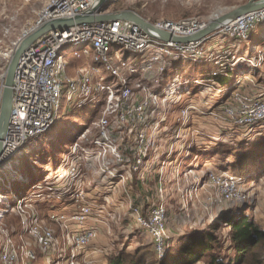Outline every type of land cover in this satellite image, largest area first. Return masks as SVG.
Returning a JSON list of instances; mask_svg holds the SVG:
<instances>
[{"label":"built area","instance_id":"1","mask_svg":"<svg viewBox=\"0 0 264 264\" xmlns=\"http://www.w3.org/2000/svg\"><path fill=\"white\" fill-rule=\"evenodd\" d=\"M102 1L107 4L112 0H48L37 14L36 21L23 30L13 46L17 47L23 39L45 23L91 12ZM104 12L100 9L98 14ZM146 21L156 30L179 37L195 34L211 22L199 18H187L177 22ZM263 23L264 8L222 24L201 40L178 44L163 42L129 21L116 20L51 31L28 47L18 60L13 78L12 112L0 157V172L4 171L7 163L21 160L24 153H19L23 152L28 142L44 136L51 130L59 116L61 104L75 110L99 105L103 112L102 118L93 126L95 136L90 137L86 131L75 138L53 176L46 177L47 180L53 179V182L49 180L42 185L38 180L29 184L27 179L11 176L14 178L11 184L8 180L10 178L0 173V186L6 189H0V220L13 209L18 214L17 230L4 234L0 248V264H23L37 260L36 251L30 249L21 237L20 244L15 243L14 233L16 236L17 233L27 236L38 253L47 254L56 243L50 226H57L61 231L62 245L67 249L62 251L67 252L65 255L62 253L66 257L65 263L53 264H78L80 256L98 238V231L92 220L103 210L94 208L93 203L88 201V192L80 186V183L85 181L84 175H88L84 172L87 164H95L100 174L118 181L121 185L128 180L127 172L137 175L141 183L145 182L153 163L150 162V156L158 147V135L162 128L167 127L166 117L172 110L168 107L169 102L177 97H187L195 89H216L217 93H226L235 84L232 67L241 69V74L246 70L249 72L248 77L242 76L240 82L236 81V84L240 85L242 79L253 78L254 73L264 64V42L258 52L259 57L250 59L247 56H234L229 69L225 61L228 55L225 54L222 58V55L216 53V45L205 46L210 38L215 36L220 40L228 38L237 42H248L252 30ZM71 46L74 47L73 57L89 62L87 66L75 71L74 76L67 75L68 66L63 55ZM251 49L256 50L255 47ZM116 53H119V58L115 56ZM136 58L140 60L139 63H133L132 60ZM169 59L194 65L206 64L215 70L211 71L208 77L189 76L182 72L181 66V69L179 67L173 70L172 76L168 78ZM221 70L223 72H220ZM145 74L152 75L153 78L149 80ZM219 77H227L231 83L227 86L216 85L215 78ZM237 99L238 111L224 108L219 120L234 124L233 119L238 118L234 126L246 125L250 128L264 124L263 90L253 97L255 102L257 101L254 105L244 104L241 98ZM166 105L167 108H164ZM210 109L211 107L205 112L191 103L179 109L172 129L175 137L167 151L163 152L164 156L176 150L182 152L180 149H183V146L179 145L181 135L192 136L186 150L194 147L201 131L193 126L192 117L208 115L216 118L217 115ZM112 123L116 125V129L110 128ZM113 131L134 134L131 157H127L121 149V143L112 134ZM79 160L86 163L83 168H79ZM189 167L194 169L193 166ZM163 170L162 167L157 169L159 178L156 190L161 195L165 189L161 177ZM44 171L49 175L51 169L48 167ZM206 179L207 183L217 190L219 187L221 190L224 188L223 195L218 192L222 199L225 196L227 199L238 196V188L245 186L247 182L243 177L229 171L212 173ZM192 182L195 186L201 183L197 180ZM17 185L27 186L30 191L25 192L27 187L24 191H14ZM33 197L42 200L40 204H56L62 208L68 204L69 212L49 210L45 222L30 203L29 199ZM134 211L138 215V223L149 233L158 240L164 237V209L160 204L151 208L146 217L139 215L137 209ZM60 253L58 251V254Z\"/></svg>","mask_w":264,"mask_h":264},{"label":"rangeland","instance_id":"2","mask_svg":"<svg viewBox=\"0 0 264 264\" xmlns=\"http://www.w3.org/2000/svg\"><path fill=\"white\" fill-rule=\"evenodd\" d=\"M47 1L48 0H0V90L6 76V69L16 49L13 44L19 37H21L23 30L30 27V25L36 21L37 14L45 6ZM249 1L250 0H112L113 3L109 6L108 10L112 13L132 11L150 22H177L187 18H199L202 20L212 21L210 20L211 18H216L230 13L238 7L245 5ZM263 34L264 23L256 26L252 30L248 42H237L228 38L220 40L214 36L210 38L211 41L209 40L205 46L213 47L216 45V53L222 55V58L225 57V54L228 55L225 61L227 62L226 65L229 66V69H231V60L234 56H247V58L250 59L259 57L258 52L261 50L262 42H264L262 40L264 39L262 38ZM253 47H255L256 50L251 49ZM66 50L63 52L68 66L66 72L68 76H74L75 71L87 66L89 62L82 58L73 57V46L68 47ZM115 56L119 58V53H116ZM132 61L133 63H139L140 60L136 58ZM168 65H170L167 74L168 78L172 76L173 70L179 67V69H181V66L182 72H186L189 76L199 75L201 71H206V77H208L211 71L215 70H212L213 67L206 64L194 65L190 62H182L180 60L173 62L171 59L168 60ZM232 70L235 84L232 86L231 90H228V92L221 94L217 93L216 89L202 88L197 90L194 95H191L188 102H190L192 106H197L200 110L205 112H207V109L211 107L210 110L214 111L217 115L216 118H211L208 115L201 116L208 118L207 121L203 122L202 120H198V122H195L194 125L200 123V127H202L210 125V123H219V118L222 116L221 112L227 108L233 109L237 112L238 110H236V108L237 104H239L237 98H241V101L244 104H256L257 101L255 102L253 97H249L247 94H244L247 93L244 90H240L242 92H239V89L244 83L245 85H251L264 91V64H262L259 70L254 73L253 78L242 79V83L240 85L236 84V81L239 80L240 82V78L242 76L248 77L249 72L246 70L244 74H241V69L237 70L236 67H232ZM220 72H223V70ZM145 77L149 80L152 78L147 74H145ZM215 84L218 85L216 82ZM233 94H235L234 97H232ZM235 96H237V98H235ZM188 97H181V99L180 97H177L174 101L168 103V107H170V110L172 109L177 111L181 105V101L187 99ZM229 97L232 99L233 103L231 104L233 105L230 104V106L224 107V104L227 102V98ZM221 100L224 101L221 102ZM219 103L220 105H218ZM215 105L218 106L214 107ZM66 108L67 107L65 105L63 107L61 104L59 116L51 130L44 136L28 142L26 145L28 147L26 148L25 146L23 148L24 156H20L21 163L19 166H23L22 171L21 169L17 171V168L15 170L20 177L27 179L29 184H33L35 181L40 180L42 175H46V177L53 176L52 173L49 175L46 174L44 170L48 167L51 169L54 162L57 169L59 165L58 161H62V158L66 156V152L75 138H78V136L86 131L90 137L95 136L96 131L93 126L102 118L103 108L99 105L79 110ZM164 108H167V105L164 106ZM171 111L166 117L165 125H167V127L162 128L160 130V135H158V147H156L157 149H154L150 156V162L153 161L154 163L155 161V166H157V168H164L161 176L162 182L165 185L163 195L155 193L154 189V194L150 197V199H152L149 201L152 206L154 205L153 207L160 204V206L164 209V237H162L161 240H158L155 236L149 233L146 228L138 223V215L135 213L134 208H132L131 205L133 203L132 200H130V190L132 188H130V184L128 182L121 185L118 181L111 180L110 178L100 174L97 171L95 164H87L84 172L88 175H84L85 181L81 182L80 186L84 188L86 192H89V190L92 189L95 192H98L95 189L96 187L97 190H100V192L108 191V193L103 195L101 199L99 196L92 197L88 195V201L94 203V208L99 206L103 209L101 214L96 216V219L92 220L98 231V241L92 245L94 249L93 254L95 256L92 260H90V264H106L110 258L119 255V253L130 254L133 255L132 257L137 259L141 257L143 260L145 257H148V260H154L156 263L166 261L170 254L175 252V249L178 246L177 245L174 248V245L177 242L178 244H182L183 241H179L182 240L180 239L181 236H187L196 232L197 234H210L209 226L218 222V217H214V214L223 206H227L229 208L231 206L244 204L252 205V209L250 211H248L247 207H245L243 213L250 217L261 228L264 227V213L258 205V198H260V194L264 192V181L254 184L248 180L245 186L242 185L238 188V196L229 199L225 196L222 199L220 198L221 196L218 195V192L220 191V195H223L222 191H224V188L221 190L219 187V190H217V188H215L212 184H208L207 179H205L212 174L209 172V169L202 166L195 169H190L189 167L190 163H194L196 160L206 161L209 158L205 155L197 157L195 150H193V146L190 150H186L188 147L187 145L190 144L192 136H179V145L183 146V149H180L182 152H178L177 150L174 151L173 149V153L168 156H164L163 152L165 153L167 151V147L170 146L175 137L172 131L174 128L173 124L175 117ZM237 121L238 118L233 119L234 124ZM132 126L134 127V125ZM195 127L201 131L197 126ZM110 128L116 129L117 127L112 123ZM202 134L203 133L201 132L199 135ZM208 139L209 138H206V140ZM203 141V138H197V148L198 146L205 144ZM259 148L260 145L255 147V144L246 146V150L243 152L244 155H242L244 156L243 159L245 160L247 157L250 158L251 155H255L253 154L255 153L254 150ZM231 149L233 150L235 148L227 146L220 149L224 158H226V155L230 153ZM183 156L185 157L183 158ZM53 158H55L54 162L52 160ZM210 158H213L212 155ZM259 159L260 157L256 159L259 164L257 167L264 168V163L261 162L260 164V161H258ZM234 161L235 159L232 160V163H234ZM255 162L252 166L256 164ZM78 163H81L79 168H83V166L86 165L85 162L80 160ZM172 167H174V170H172ZM25 169H30L29 174L24 171ZM233 169L237 174L240 171L236 169L235 165L233 166ZM242 173L246 174L247 171L242 170ZM263 176L264 173H261L258 177L259 180L260 178H263ZM9 178L10 179L8 180H10V182H12L11 184H13L14 178L11 177V174L9 175ZM193 180L201 182L200 185H193ZM153 185L155 188V182L153 181L139 184L142 192H150L151 189L153 190ZM26 187L27 186L17 185L15 186L14 191H24ZM2 188L3 187L0 186V189ZM2 190L6 189L4 188ZM28 191H30V189L27 187L25 192L27 193ZM29 200L34 208L38 210L40 215L45 216L44 212L49 211L46 203L40 204L42 200H38L37 198H30ZM129 209L133 211L132 213L135 217V226H131L129 230L125 231L123 230V227H126L128 223L129 225H133L134 222L130 214L127 213L129 212ZM166 210L169 211L167 220H165ZM137 211L142 217L147 216V214H142L140 209ZM213 220L216 221L209 225L210 221ZM199 221L202 223H199ZM17 223L18 214L14 209L8 213L4 219L0 220V248L3 244L4 234L17 230ZM50 227L54 232L56 243L55 247L45 255L37 252L35 245L27 236L19 235L20 233L17 232V236L15 233L13 234L16 244H20L21 237L29 248L37 253L36 261L24 262L23 264L65 263L66 257L63 256V254L65 255L67 252H62L66 248L62 245L63 240L61 231H59L57 226ZM228 230L229 229L224 225H220L219 232L215 234V237L222 243L221 246H226L224 249H226L228 246L227 244H229V240L227 238ZM129 232H132V237L130 236L129 239H126L124 236L129 234ZM112 237L116 238L114 240L115 243H109L113 240ZM58 251L61 253L58 254ZM91 253L92 251L88 252L89 255ZM217 254L226 259L234 257L233 250L231 249H222L217 251ZM153 257H155V259ZM209 258V256H205L197 264H209ZM84 259L85 257L81 256L78 264H84V261L86 260ZM147 262L149 261H143V264H147Z\"/></svg>","mask_w":264,"mask_h":264},{"label":"trees","instance_id":"3","mask_svg":"<svg viewBox=\"0 0 264 264\" xmlns=\"http://www.w3.org/2000/svg\"><path fill=\"white\" fill-rule=\"evenodd\" d=\"M206 71H201V73L198 76L206 77ZM216 83L219 86H227L231 82L227 79V77H219L215 78ZM248 86V87H247ZM240 90H244L247 93V96L249 97H256L260 94L261 89L257 87H253L251 85H245L243 83V86L240 87L239 92H242ZM197 91V89L193 90L187 97V99L181 101V105L177 109V111L172 110V114L174 117L178 114V110L190 105L189 98H191V95H194V93ZM228 99V100H227ZM227 102L224 104V107L230 106L231 103H233L232 99L229 97L227 98ZM225 100V99H224ZM224 100H221L224 101ZM184 102V103H182ZM220 102V103H221ZM220 103L218 105H220ZM215 105L214 107L218 106ZM233 105V104H231ZM235 106V105H234ZM192 124L193 126H197L201 132L202 135H199L200 139H204V143L201 146H198L197 144H194V149L197 157L201 155L208 156L209 158L206 161H195L194 163H190L189 166H193V168H200L206 167L209 169L211 173H221L224 171H229L232 174L236 176H241L244 179L251 180H257L261 173H264V168L257 167L259 164L256 161L260 157L258 161L264 163V124H258L253 127L249 126H233L231 122L225 121L223 119L219 120V123L205 125L201 126L200 123L195 124V122H198V120H202L203 122H206L208 118L201 117V116H193L192 117ZM203 130V131H202ZM117 140H120L121 143V149L124 151V153L127 155V157H131L133 149V139L134 134L128 135V134H121L117 131H113L112 133ZM206 138H209L206 140ZM236 144V145H235ZM255 144V147H258L260 145L259 149H255L253 154L250 158L243 159L244 155L243 152L246 150V146H251ZM234 147L235 149H231L230 153L226 155V158L223 157V154L221 152L222 147ZM197 148V149H196ZM68 151V150H67ZM212 155L213 158H210ZM255 156V158H254ZM55 158H53V162ZM235 159L234 163H232V160ZM256 161V162H255ZM256 163L254 166H252ZM55 163V162H54ZM53 163V166L51 168L50 174L54 173L56 167ZM59 163V161H58ZM235 165L237 170H240L239 173H242V170H246L247 173L245 174H237L234 172L233 166ZM150 172L148 173V176L146 177L145 182L141 183L138 176L127 172L128 180L127 182L130 184V190L131 197L130 200H132V208L137 209L141 211L142 214H148L151 208L153 206L149 202L151 199L150 197L155 193H157L156 190V183L159 178V174L157 171V166H155L154 163L150 166ZM25 172L29 174L30 169H25ZM206 179V178H205ZM204 179V180H205ZM51 182H53V179H49ZM45 176H41V179L39 180V184L44 185L47 181ZM153 181L155 182V188L153 185V190L151 189L150 192H142L139 184H144L146 182ZM35 183V182H34ZM133 186V187H131ZM135 189V190H134ZM110 191V190H109ZM89 195L92 197H96L98 194H94L92 190H89ZM177 193V192H176ZM104 193L99 194L100 199L103 197ZM135 197V198H134ZM34 198V197H33ZM92 203V202H91ZM45 204V203H42ZM48 206V210L59 212V213H67L69 212L68 204L65 207H60L56 204H46ZM248 207L247 204L239 205V206H223L221 207L217 212H215L214 217H218V222L211 224L215 222L216 220L210 221L209 223V231L210 234L206 233H193L189 235L181 236L179 241H183L182 244H178V242L174 245L175 252L170 254L168 259L166 261H161L160 263H156L154 260H148V257L143 258H134L133 255H128L124 253H119V255L114 256L108 260L106 264H143V261H149L147 264H197L200 262V260L205 257L209 256V264H264V229L261 228L257 223H255L250 217L246 216L243 211L244 208ZM67 208V209H66ZM133 211L129 209L130 216L134 220L133 225H128L126 227H123V230L127 231L130 229L131 226H135V217L132 213ZM47 212H44L45 216L40 215L41 219L46 222ZM169 211L166 210L165 212V220H167ZM217 213V214H216ZM202 221V220H201ZM199 223H202L199 221ZM220 225H224L227 227L228 233L227 238L229 240V244H227V248L224 249L226 246H221V242L219 239L215 237V234L219 232ZM136 231V228H135ZM132 237V232H129V234H126L124 237L126 239ZM116 238H114L115 240ZM115 243V242H112ZM173 248V249H174ZM233 250L234 257L233 258H223L219 254H217V251L220 250ZM86 253V252H85ZM84 253V254H85ZM82 254L81 256H83ZM80 256V257H81ZM137 256V255H136ZM155 259V257H153ZM94 264V263H93Z\"/></svg>","mask_w":264,"mask_h":264},{"label":"water","instance_id":"4","mask_svg":"<svg viewBox=\"0 0 264 264\" xmlns=\"http://www.w3.org/2000/svg\"><path fill=\"white\" fill-rule=\"evenodd\" d=\"M112 3L113 2L111 1L107 4H104L102 1L100 5L97 6V8L91 12L85 13L83 15L74 18L59 19V20L47 22L41 27L34 30V32H32L30 35H28L18 44L6 69V76L0 93V157L2 156L3 153L4 138L7 133L9 119L12 112V99H13L12 85H13V78L18 64V60L20 56L23 54V52L44 34L51 31L67 29L73 26L90 25L95 23H104L109 21L111 22L116 20H122V21H129L139 26L144 32L149 33L152 36L155 35L157 39L163 42L188 44L191 42H196L198 40H201L209 36L219 26H221L222 24L228 21H231L242 15L264 8V0L263 1L250 0L248 3L238 7L232 12L215 18L206 26L205 29L187 37H179L163 31L156 30L152 26V24L148 23L144 18H142L137 13L132 11H121L114 13L104 12L102 14H98L100 9L105 11L107 7L110 6Z\"/></svg>","mask_w":264,"mask_h":264},{"label":"crops","instance_id":"5","mask_svg":"<svg viewBox=\"0 0 264 264\" xmlns=\"http://www.w3.org/2000/svg\"><path fill=\"white\" fill-rule=\"evenodd\" d=\"M108 8H109V6L107 7V9L105 10V12H110L109 10H108ZM151 77H152V75H150ZM153 78V77H152ZM151 78V79H152ZM262 181H264V176H263V178H260V180L259 179H257V180H254V181H249V182H253L254 184H258V183H260V182H262ZM96 189V191H98V192H95L93 189H92V191H93V193L96 195V194H98L97 196H99V194H101V193H104V195H106L107 193H108V191H105V192H100V190H97V187L95 188ZM248 205V204H247ZM258 205L260 206V209H262V212L264 213V192L262 193V194H260V198H258ZM93 206H94V203H93ZM96 206V205H95ZM102 209V207H99V206H96L95 207V209ZM247 209H248V211H250L251 209H252V205H248V207H247ZM92 224V223H91ZM93 225L95 226V223H93ZM263 229H264V227H262ZM113 238V240H111V242H109V243H112V242H114V237H112ZM96 241H98V238H97V240ZM94 242L92 245H94L95 243H97V242ZM92 245H91V247H92ZM89 248L88 249V251L83 255V257H85V261H84V263L86 264L87 262H89V264H90V260H92V258L95 256L94 254H93V251H94V249H93V247L92 248ZM89 251H92V253L89 255L88 254V252ZM101 252V251H100Z\"/></svg>","mask_w":264,"mask_h":264},{"label":"bare ground","instance_id":"6","mask_svg":"<svg viewBox=\"0 0 264 264\" xmlns=\"http://www.w3.org/2000/svg\"><path fill=\"white\" fill-rule=\"evenodd\" d=\"M28 147V146H27ZM22 153L24 152H21L19 153V155H21ZM18 160L16 159L13 163H7L4 167V171H1L0 173H2L3 175L5 176H8L11 174V176H19L17 171L19 170V166H20V162H17ZM14 167H17V171L15 170L16 168ZM1 177V176H0ZM5 185H8V183H5Z\"/></svg>","mask_w":264,"mask_h":264},{"label":"flooded vegetation","instance_id":"7","mask_svg":"<svg viewBox=\"0 0 264 264\" xmlns=\"http://www.w3.org/2000/svg\"><path fill=\"white\" fill-rule=\"evenodd\" d=\"M20 163H21V162H20ZM22 167H23V166L19 167V170L21 169V171H22Z\"/></svg>","mask_w":264,"mask_h":264}]
</instances>
